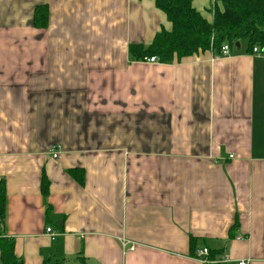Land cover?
<instances>
[{
    "label": "crops",
    "instance_id": "crops-1",
    "mask_svg": "<svg viewBox=\"0 0 264 264\" xmlns=\"http://www.w3.org/2000/svg\"><path fill=\"white\" fill-rule=\"evenodd\" d=\"M215 3L193 0L208 21ZM171 27L154 0H0V180L22 264H201L191 238L217 264H264V51L131 58Z\"/></svg>",
    "mask_w": 264,
    "mask_h": 264
},
{
    "label": "trees",
    "instance_id": "trees-1",
    "mask_svg": "<svg viewBox=\"0 0 264 264\" xmlns=\"http://www.w3.org/2000/svg\"><path fill=\"white\" fill-rule=\"evenodd\" d=\"M172 27L162 29L148 44H131L129 54L134 60L157 57L159 62H181L199 52L213 51L220 54L223 45L236 48L237 42H246L247 51L254 48L264 51V0H216L212 21H208L193 6V0H154ZM47 8L37 7L35 23L45 26ZM82 183L81 169L70 171ZM81 172V173H80ZM41 190L45 198L49 194L50 182L43 174ZM7 186L0 180V264H22L15 253V239L6 232ZM196 240L191 238V253L197 257ZM220 251L210 250L209 258L220 257ZM42 264H57L46 259Z\"/></svg>",
    "mask_w": 264,
    "mask_h": 264
},
{
    "label": "built area",
    "instance_id": "built-area-1",
    "mask_svg": "<svg viewBox=\"0 0 264 264\" xmlns=\"http://www.w3.org/2000/svg\"><path fill=\"white\" fill-rule=\"evenodd\" d=\"M230 50L231 47L228 44L223 45L221 52H220V56H226L230 54ZM260 50L255 47L254 48V53H259ZM145 62H151V63H155V62H159V59L157 57H150V58H145L144 59ZM50 152L52 153L53 157H57L58 156V152L56 151L55 147H51ZM1 159V158H0ZM47 234H49L50 236H52V238H54L56 236V234L53 232V229L51 227L47 228ZM210 253V249L209 248H203L200 251L197 252V259L200 260L201 264H217L218 261L214 260V259H210L209 256ZM237 264H249L248 261H241L238 262Z\"/></svg>",
    "mask_w": 264,
    "mask_h": 264
},
{
    "label": "water",
    "instance_id": "water-1",
    "mask_svg": "<svg viewBox=\"0 0 264 264\" xmlns=\"http://www.w3.org/2000/svg\"><path fill=\"white\" fill-rule=\"evenodd\" d=\"M240 46H241V43L240 42H237L235 47L236 48H240Z\"/></svg>",
    "mask_w": 264,
    "mask_h": 264
}]
</instances>
